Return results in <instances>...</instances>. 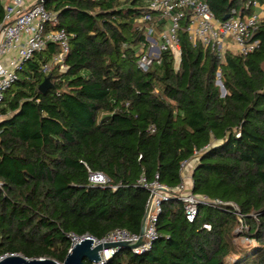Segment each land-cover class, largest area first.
Here are the masks:
<instances>
[{
    "label": "trees",
    "instance_id": "1",
    "mask_svg": "<svg viewBox=\"0 0 264 264\" xmlns=\"http://www.w3.org/2000/svg\"><path fill=\"white\" fill-rule=\"evenodd\" d=\"M204 1L219 20L247 1L264 3ZM147 2H43L69 35V52L64 71L44 74L41 64L60 50L47 43L0 106V256L62 263L70 234H139L149 191L138 180L175 189L182 164L195 159L192 194L228 204H200L188 222L182 202L163 201L151 248L119 249L105 264H264V17L254 32L259 47L221 60L191 44L183 17L178 67L166 50L141 72L136 53L145 35L135 20L152 13ZM46 78L51 87L40 93ZM88 170L108 184L89 185Z\"/></svg>",
    "mask_w": 264,
    "mask_h": 264
},
{
    "label": "built area",
    "instance_id": "2",
    "mask_svg": "<svg viewBox=\"0 0 264 264\" xmlns=\"http://www.w3.org/2000/svg\"><path fill=\"white\" fill-rule=\"evenodd\" d=\"M3 8L4 18L0 24V106L6 91L18 80L23 64L35 53L43 51L47 43L58 44L60 50L41 64V71L44 74H48L53 66H58L59 70L64 71L66 69L64 59L69 52V35L63 28L57 27L56 12L45 9L43 2L8 0ZM147 8L153 14L146 13L135 20L145 35V41L136 53V65L141 72H147L155 64H159L162 51L171 50L174 61L176 55L180 56L177 31L183 17L187 18L185 32L191 44L193 46L199 44L210 49L220 60L228 51L246 56L259 47L254 32L264 17V3L247 1L241 10L232 9L225 20L217 19L204 0H148ZM250 8L252 11L248 12ZM216 74L218 75L216 81H221L219 69ZM2 119L3 116L0 114V122ZM153 130L150 127V131ZM188 163L182 164L183 171ZM87 182L91 186H105L109 180L102 172L88 170ZM138 183L147 189L151 196L142 236L125 230H114L101 239L88 234L81 236L70 234L68 236L70 247L83 239H91L92 247L103 242H122L131 246L129 250L132 253L142 254L151 248L157 238L155 223L163 201L176 199L182 202L188 222L195 219L200 204L212 206L228 204L219 199L192 194V183L188 187L183 179L175 189L161 185L156 180L148 183L143 177ZM115 188L116 186L112 187ZM233 208L236 210L238 221L242 223L238 207L233 205ZM204 227L208 229L209 225ZM118 250L119 248L102 249L99 251V261L93 264H105ZM2 257L0 256V259Z\"/></svg>",
    "mask_w": 264,
    "mask_h": 264
},
{
    "label": "water",
    "instance_id": "3",
    "mask_svg": "<svg viewBox=\"0 0 264 264\" xmlns=\"http://www.w3.org/2000/svg\"><path fill=\"white\" fill-rule=\"evenodd\" d=\"M45 0H37V3L44 2ZM229 14H226L223 17V20L227 19ZM5 27V25H4ZM219 84L221 96L225 95V89L221 83V81H216ZM51 87L49 82V78L44 79V81L39 85L38 89L40 93H44L48 88ZM215 142H213L214 145ZM151 196L148 197L146 208L144 211V215L141 221L139 235L142 236L144 232L145 221L147 218V214L150 208ZM139 243V242H138ZM131 246L127 243L122 242H103L98 243L97 245L92 247L91 239H83L79 243H76L70 247L68 252L66 253L62 263H58L55 260L49 258H26L20 254H8L4 255L0 259V264H93L99 261V251L102 249H110V248H119V249H129Z\"/></svg>",
    "mask_w": 264,
    "mask_h": 264
},
{
    "label": "crops",
    "instance_id": "4",
    "mask_svg": "<svg viewBox=\"0 0 264 264\" xmlns=\"http://www.w3.org/2000/svg\"><path fill=\"white\" fill-rule=\"evenodd\" d=\"M7 1L8 0H6V2ZM193 166H194V164L192 165L191 169H186L184 171V173L181 174V178L185 181V183L188 185V187H190L191 186V183H192L191 173H192Z\"/></svg>",
    "mask_w": 264,
    "mask_h": 264
},
{
    "label": "rangeland",
    "instance_id": "5",
    "mask_svg": "<svg viewBox=\"0 0 264 264\" xmlns=\"http://www.w3.org/2000/svg\"><path fill=\"white\" fill-rule=\"evenodd\" d=\"M2 3L5 4V3H6V0H2ZM179 57H180V56H177V55H176V58H175V61H174V66H175V68H177L178 65H179V62H180V61H179ZM216 77L218 78V75H217V74H216ZM194 162H196L195 159L189 161V163L186 165L184 171H185L186 169H191V167H192V165L194 164ZM184 171H182V173H184Z\"/></svg>",
    "mask_w": 264,
    "mask_h": 264
}]
</instances>
